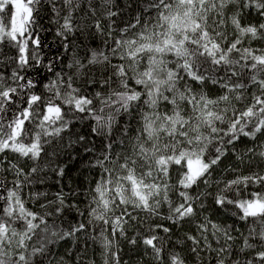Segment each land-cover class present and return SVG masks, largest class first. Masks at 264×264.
Returning <instances> with one entry per match:
<instances>
[{"label": "snow or ice", "instance_id": "obj_1", "mask_svg": "<svg viewBox=\"0 0 264 264\" xmlns=\"http://www.w3.org/2000/svg\"><path fill=\"white\" fill-rule=\"evenodd\" d=\"M42 3L51 8L65 52L78 46L77 34L91 30L104 37L103 47L83 57L74 54L68 71L56 70L53 61L42 65L35 33ZM0 14V42H14L18 49L10 77L0 73V264H38L37 257L64 264L52 249L68 239L83 241L80 260L90 245L94 254L99 248L100 264H121L123 240L133 247L142 241L152 264H187L157 234L172 231L152 223L159 217L177 228L194 225L195 234L186 239L196 257L207 253L215 264H264V195H225L240 184L264 185V174L210 179L229 151L239 165L264 164V47L253 46L264 42V0H146L122 27L113 0H0ZM249 16L258 23H245ZM29 40L35 46L30 54ZM33 66L52 73L43 85L49 95L33 91L38 83L26 75ZM97 70L99 81L90 75ZM82 77H88V87L99 85L94 94L78 85ZM125 116L131 119L117 138L114 129ZM78 118L93 121L92 134L105 142L92 165L99 178L88 189L83 211L67 204L62 188L51 200L49 192L32 188L44 184L45 146L57 155L64 147L62 133ZM245 138L250 143L236 152ZM213 183L224 185L215 206L239 209L232 214L243 230L208 214ZM37 202L41 211L28 207ZM65 207H75L80 218L68 227ZM145 225L148 234L140 230Z\"/></svg>", "mask_w": 264, "mask_h": 264}, {"label": "trees", "instance_id": "obj_2", "mask_svg": "<svg viewBox=\"0 0 264 264\" xmlns=\"http://www.w3.org/2000/svg\"><path fill=\"white\" fill-rule=\"evenodd\" d=\"M114 6L118 9L119 15L115 18L118 26H123L125 22L130 20L135 15L139 14L140 11L145 7L146 0H113ZM38 7L37 22L39 28L35 30V33L38 34L40 40V48L37 49L41 60L42 65H46L49 61H53L55 64L56 70L64 68L65 71H68L66 64L70 61L71 57L74 54L83 57L86 53H90L93 49H100L103 47L104 37L97 34L94 30H91V34L88 31L77 34L73 43L78 46L73 48L70 52H65L63 49V42L60 37L56 35L57 24L52 18L51 8L48 4L42 3ZM5 14H0L4 16ZM252 22L258 23V18L255 16L245 17V23ZM71 39V38H70ZM14 42L4 40L0 42V73H3L5 77H10L12 70L16 67V64L12 61V57L18 55V49L13 46ZM254 47H264V42L254 41ZM35 46L31 44V41H28V53H31V50ZM59 57V59H57ZM26 75L38 83V87L33 89L37 94H43L45 96L49 93L44 90V83L47 82L49 78L52 77V73H49L45 67L41 66L39 68L33 66L32 68L26 71ZM90 75L94 76L98 81L100 79L99 70L92 72ZM88 77L79 78L77 83L83 89L85 93L94 94L98 90L99 85H94L88 87L84 85L83 80ZM11 81H9L10 83ZM19 99V97H17ZM13 109L15 105L12 106ZM9 116L12 113H8ZM79 117L80 114H77ZM130 117H121L120 123L117 125V128L114 129L115 137L119 138L120 131L124 126L128 124ZM94 122L90 119H81L78 118L74 120L69 130L62 133L64 136L63 145L64 147L59 150L58 154L55 156L51 155L52 148L51 146H45L49 155L44 156L42 153V159L40 161L41 167L45 168L43 173H40L44 177V184H34L32 186L33 190L47 191L50 195L47 199H54V196L51 194L56 193L61 188L66 194L67 204L68 205H78L79 209L83 211L86 207L87 192L90 186L94 185L98 176V169L94 168L92 165L95 163L96 158L104 150V140L99 136H94L92 134L91 125ZM136 127L135 121H132V128ZM83 136L85 139L81 141L79 138ZM250 142L246 138L239 142L236 147V152H243L246 146ZM94 147L95 153L87 152L85 149ZM119 150V149H117ZM9 155H14L9 153ZM26 170L27 166L24 165ZM230 166L237 167L236 172H224V168ZM63 168V175H57V170ZM253 172H260L264 174V164L259 166L252 164L239 165L236 161V156L229 151L228 155L224 158L221 166L217 167L213 173V176L210 178L213 181L217 180H231L236 176H247L251 175ZM173 181L178 178L176 171L172 172ZM9 178L10 175H9ZM59 181V183H57ZM11 185H9L10 187ZM223 183L213 185L207 190L212 194L208 197L207 204L209 205L208 214L220 224L225 226L236 223L243 230V222L238 221L237 217L234 216L233 212H239L240 210L235 208L234 205H228L229 210L223 208H217L214 204V197L217 193L218 188H223ZM203 189V185H201ZM27 189L25 190V194ZM253 193H261L264 195V185L260 184H240L233 186L231 190L225 193L229 199L241 200V199H252ZM28 207L32 208L34 211H41L39 207V202L35 205L29 204ZM161 211L166 216L167 215V206L165 205ZM145 213H141L144 215ZM79 216L75 207H65L63 214V226L68 227L71 224L77 223L79 221ZM152 223L154 224H164L172 229L170 234H165L162 230L158 231V235L161 238H164L166 246L170 250L179 251L180 254L187 259V264H215V260L212 259L209 254L203 253L201 257L194 256L190 249L192 247L191 241L186 239V234H195V227L192 224L185 223L183 227L177 228L176 226L170 224L163 217L153 218ZM147 225H145L140 230L146 232ZM133 233L130 230L129 235ZM170 236V239L168 237ZM85 245L83 241L74 242L71 239L61 241L60 243L53 246L54 258L58 261L61 258L64 259V264H83L84 261L93 259L96 261V264H100V255L99 248L95 249V254L93 253L92 247L89 245L87 252L83 254V259L80 260L77 257L82 253ZM145 246L142 241H140L135 247L129 245L127 241L120 242V257L121 264L127 262V264H152L149 256L144 255ZM150 253L151 249H147ZM214 255V254H213ZM247 255V254H245ZM38 264H49L48 260L37 257Z\"/></svg>", "mask_w": 264, "mask_h": 264}]
</instances>
